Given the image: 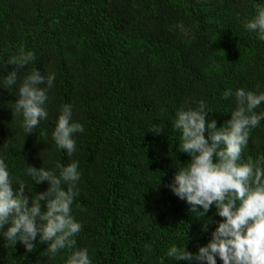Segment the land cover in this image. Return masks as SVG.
Wrapping results in <instances>:
<instances>
[{"label":"trees","instance_id":"obj_1","mask_svg":"<svg viewBox=\"0 0 264 264\" xmlns=\"http://www.w3.org/2000/svg\"><path fill=\"white\" fill-rule=\"evenodd\" d=\"M253 11L252 0H0V61L23 44L36 55L28 71L56 74L49 117L25 136L21 118L12 115L14 91L0 88V156L29 185L28 165L79 161L77 247L89 249L92 264H187L167 258V250L186 243L195 253L210 240L223 219L215 206L204 230L167 187L176 162L190 160L178 150L171 118L194 97L220 127L235 106L221 98L226 88L264 91V41L241 26ZM64 104L73 105V120L85 128L71 157L51 139ZM242 156L264 158V119ZM46 189V182L33 184L34 192ZM46 247L28 252L0 238V264H66V252L50 259Z\"/></svg>","mask_w":264,"mask_h":264},{"label":"clouds","instance_id":"obj_2","mask_svg":"<svg viewBox=\"0 0 264 264\" xmlns=\"http://www.w3.org/2000/svg\"><path fill=\"white\" fill-rule=\"evenodd\" d=\"M252 7L253 14L241 20V26L264 41V0H252ZM35 61V53L23 44L6 62L0 61V88L14 91L17 98L11 106L12 115L21 118L24 136L48 119L49 92L56 80L54 71L41 74L36 67L28 71ZM6 65L14 67L4 75ZM221 98L234 99L235 106L226 110L230 118L220 127L208 117L213 110L203 99L187 98L175 109L171 122L179 133L178 150L190 160L176 162L167 187L189 205L196 219L203 220L202 229L211 221L206 213L213 205L223 219L195 253L184 243L171 246L166 257L187 264H217V258L221 264H264V158L254 161L242 156L251 131L264 119V111H256L264 102V91L228 87ZM150 130L159 132L161 128ZM84 131V125L73 120V105H62L51 132L56 149L71 157L77 151L75 135ZM25 175L31 179L30 185L13 175L0 156V238L11 247L19 241L28 252L38 243H46L42 254L50 259L66 252V257H61L66 264H92L89 249L77 247L82 225L73 215V204L79 195V161H57L54 168L28 165ZM42 182L47 183V189L34 192L33 184Z\"/></svg>","mask_w":264,"mask_h":264}]
</instances>
